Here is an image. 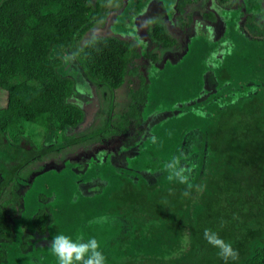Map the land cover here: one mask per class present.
<instances>
[{"label":"trees","instance_id":"trees-1","mask_svg":"<svg viewBox=\"0 0 264 264\" xmlns=\"http://www.w3.org/2000/svg\"><path fill=\"white\" fill-rule=\"evenodd\" d=\"M219 1L237 3L236 14H246L241 26L226 20L228 39L240 38L242 27L254 37L224 47L209 69L215 89L202 99L195 97L203 84L196 93L190 87L187 95L179 93L170 117L154 126L158 140L143 145L126 168L94 163L77 176L105 180L98 192L83 195L76 184H63L54 172L58 165L48 163L33 178L52 185L33 183L26 196L15 192L14 200L0 201V264H59L51 245L61 233L74 240L95 237L105 264H225L205 230L238 251L239 258L227 264H264L263 0ZM104 5L105 0H0V196L25 182L19 170L28 162L96 138L109 126L103 122L80 138L70 133L83 119L73 100L74 78L112 91L128 67V41L92 36L78 45L103 18ZM131 9L129 4L124 12ZM209 48L215 51L217 43ZM173 66L150 81L155 105L164 106L160 92L180 67L170 77ZM195 67L191 62L182 74L187 86L194 84ZM188 100L193 101L186 105ZM28 126L39 128L37 141ZM187 132L197 138L189 145L196 155L191 173L180 166ZM60 165L69 175L75 162ZM148 172L158 177L151 181Z\"/></svg>","mask_w":264,"mask_h":264},{"label":"flooded vegetation","instance_id":"flooded-vegetation-1","mask_svg":"<svg viewBox=\"0 0 264 264\" xmlns=\"http://www.w3.org/2000/svg\"><path fill=\"white\" fill-rule=\"evenodd\" d=\"M118 1L119 5L118 2L113 3L111 0L110 3V0H105L103 18L97 20L87 31L92 30V36L95 37L118 38L130 43L132 50L130 49L124 80L120 86L107 91L102 85L76 76L73 100L81 108L83 119L70 133L80 138L87 131L102 126L103 122H108L109 128L103 127V130L96 134V138L67 145L56 152L60 154L66 148H75L73 153L65 154L59 162L49 159L51 161L49 163L58 165L54 168V172L63 178V184H76L77 190L83 195L98 192V184L105 183V180L103 181L98 175L90 179L77 178L89 165L105 162L117 169L126 168L143 145L158 140L157 136H153L157 135L154 126L170 117L172 112L169 107L155 105L156 102L153 103L152 98L150 100L149 94L152 90L150 81L157 79L166 65H174L171 69L173 70L185 57L200 58L203 64L201 72L203 86L195 98L202 99L209 95L211 89H215L209 69L216 64V58L220 56L224 47L239 42L245 45L248 43L246 38L254 37L252 31L242 27L244 33L240 38L232 41L228 39L226 20L235 19L239 25L245 22L246 14L240 16L236 14L237 9L240 8L237 3L226 4L219 0H185L179 9L178 0L170 5L166 0ZM129 4L132 9L125 13L124 10ZM242 11H245V8H242ZM161 31H163L162 37L159 33ZM154 34H157V37ZM211 42L217 43V51L210 50ZM206 80L210 85H207ZM124 86V94L119 96L118 90ZM141 93L144 94L138 99L139 96L136 95ZM144 95H146L145 100H143ZM109 101L112 107L110 112ZM191 101L193 100L185 101V104H191ZM65 159L75 162V167L69 175L64 173V168L60 165ZM30 163L32 162H28L22 168ZM45 165L29 169L25 175L20 173V170H23L21 168L19 173L25 182L18 187V190L4 189L0 201L14 200L15 192L23 196L33 183L44 185L42 187L52 185L45 183V178L37 181L33 178L42 172ZM6 190L9 194L7 196L4 195ZM52 196L55 195L48 197ZM13 204L14 202H9L7 206Z\"/></svg>","mask_w":264,"mask_h":264},{"label":"clouds","instance_id":"clouds-1","mask_svg":"<svg viewBox=\"0 0 264 264\" xmlns=\"http://www.w3.org/2000/svg\"><path fill=\"white\" fill-rule=\"evenodd\" d=\"M181 180L185 178L176 173ZM207 241L219 249V255L225 260L236 261L239 253L230 242L222 240L218 234L211 230H205ZM52 251L58 258L59 264H105V256L101 249L100 242L95 238L75 240L64 234H58L52 241Z\"/></svg>","mask_w":264,"mask_h":264},{"label":"rangeland","instance_id":"rangeland-1","mask_svg":"<svg viewBox=\"0 0 264 264\" xmlns=\"http://www.w3.org/2000/svg\"><path fill=\"white\" fill-rule=\"evenodd\" d=\"M112 2L113 3H117L118 2L117 4L118 5L120 4V2L118 0H112ZM110 3H111V0H110ZM92 32H93L92 30L91 31L90 30L89 31H86L82 35V37L79 39L78 45H81L84 41L90 39L92 37V35H93ZM124 89H125V86L123 88H121V89L118 90L119 96L124 94L123 93ZM28 130H29V132H27V133L32 137L33 141H37L38 138L40 137V130H39V128L38 129H36V128L35 129H32L30 126H28ZM184 139H185V142L182 145V150H183V154L182 155H183V158L180 160V166L182 167V169L185 172L191 173L194 170L196 155H195V153H190L189 152V149H190L189 145L192 142H196L197 141V138L194 137V135L192 133L190 134V132H187L186 135H185V137H184ZM74 150H75V148H66L60 154L54 153V154H52V155H50L48 157H44V158H42L40 160H35L32 163H30L29 165H26L24 168H22L23 170H20V173L25 175V173H27V171L29 169L32 170V169H35L37 167H41V166H43L45 164H48L49 161H50L49 159H51V158L53 159V161L59 162L65 156V154L73 153ZM148 177H149V179L151 181H154L156 179V177H158V172L157 173L154 172L151 175H150V172H148ZM4 195L5 196L9 195L7 190H6V192H5Z\"/></svg>","mask_w":264,"mask_h":264},{"label":"water","instance_id":"water-1","mask_svg":"<svg viewBox=\"0 0 264 264\" xmlns=\"http://www.w3.org/2000/svg\"><path fill=\"white\" fill-rule=\"evenodd\" d=\"M191 62H193L196 65V67L194 68V71H193V79H192V82H194V84H193V86H187L184 83V79L182 78V76H183L182 74L184 73L187 66ZM178 66H180V67H179V70L176 72V74H174L176 70L175 71L173 70L169 73L170 77L173 76L174 79L171 81V83L169 85H166V87H163L162 88L163 90L160 92L161 93L160 95H162L163 97L165 96L164 97L165 100H161V104L165 105L166 107H170V105L180 97L181 93L183 94L185 92L187 95L189 93L188 87L191 88L190 90L192 92L196 93L202 84L201 72H202L203 64H202L200 58L197 57L196 59L191 60L189 57H185L177 66L174 67V69L177 68ZM172 74H174V75H172Z\"/></svg>","mask_w":264,"mask_h":264},{"label":"crops","instance_id":"crops-1","mask_svg":"<svg viewBox=\"0 0 264 264\" xmlns=\"http://www.w3.org/2000/svg\"><path fill=\"white\" fill-rule=\"evenodd\" d=\"M261 11H262L261 15L263 14L262 16H264V0H263V5H261Z\"/></svg>","mask_w":264,"mask_h":264}]
</instances>
